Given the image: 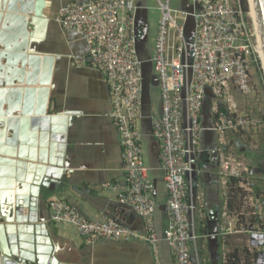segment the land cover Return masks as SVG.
I'll list each match as a JSON object with an SVG mask.
<instances>
[{
  "label": "built area",
  "instance_id": "obj_1",
  "mask_svg": "<svg viewBox=\"0 0 264 264\" xmlns=\"http://www.w3.org/2000/svg\"><path fill=\"white\" fill-rule=\"evenodd\" d=\"M188 1L193 5L190 16L195 24L190 58L185 38L189 13L175 9L174 0H155L160 18L149 62L157 81L159 112L151 114L150 126L159 145L160 171L167 191L168 220L161 236L156 221V186L143 158L139 130L142 62L135 50L138 7L134 0H89L68 4L58 12L57 24L76 31L88 47V54L72 57V64L101 73L109 89L112 110L108 116L119 135L126 183L104 187L115 192L118 202L141 218L145 228L141 235L112 217L89 220L65 200L51 198L47 202L50 222L74 227L87 245L100 240H138L156 250L158 243L164 242L176 264H193L195 213L204 219L205 212L193 201L192 194L201 174L198 158L207 151L215 152L226 194L231 179L245 191L253 190L255 178L250 164L243 155L233 152L236 146L229 140L230 136L259 133L263 126L246 112L251 101L258 107L262 97L251 71L259 56L252 45L249 24L240 0ZM206 90L212 96L208 100ZM206 102L210 127L203 125ZM206 131L217 138V146L207 151L201 148ZM208 160L212 161L211 157Z\"/></svg>",
  "mask_w": 264,
  "mask_h": 264
},
{
  "label": "crops",
  "instance_id": "obj_2",
  "mask_svg": "<svg viewBox=\"0 0 264 264\" xmlns=\"http://www.w3.org/2000/svg\"><path fill=\"white\" fill-rule=\"evenodd\" d=\"M46 1L45 14L50 24L45 41L50 39L54 44V49L49 52L63 56L55 68L53 100L61 110L74 112L72 120L67 123L65 142V168L68 172L58 185L52 184V188L42 192L38 210L41 219L47 221L50 239L59 249L56 258L61 264H176L164 242H159L156 250L149 243L138 240L126 243L100 240L94 245H87L74 227L50 222L47 202L56 197L65 200L86 219L97 221L112 217L141 235L145 233L141 218L130 208L120 204L115 192L104 187L107 184L126 183L119 135L108 116L112 105L105 79L95 70L75 67L70 62L69 56H86L88 47L76 31L63 29L56 23V19L54 21L62 6L89 0ZM134 1L139 10L137 19L140 25L147 28L148 38L150 29L160 18L156 2ZM180 1L174 0V3L179 4ZM156 26L157 24L154 28ZM51 86L50 84V89ZM154 89L151 88L150 93ZM210 125L208 116L206 127ZM144 127V123L139 124L141 133ZM229 140L234 145L236 137L230 136ZM215 146V134L206 131L201 148L207 151ZM142 149L144 161L150 168L149 177L156 186V221L161 236L168 220L167 191L156 154V151L159 154V145L148 133V129L142 137ZM246 150L248 149H241L244 154ZM203 161L198 158L201 174L196 178L192 199L201 204L205 218L195 213L196 240L191 244V257L193 264H226L228 255H240L243 242L245 249H250L249 232H246L245 224H240L239 220L230 216L227 194L221 186L218 167L211 160L204 165ZM254 174L264 188V174ZM204 175L207 177L201 181L200 177ZM210 212L213 213L212 217L209 216Z\"/></svg>",
  "mask_w": 264,
  "mask_h": 264
},
{
  "label": "water",
  "instance_id": "obj_3",
  "mask_svg": "<svg viewBox=\"0 0 264 264\" xmlns=\"http://www.w3.org/2000/svg\"><path fill=\"white\" fill-rule=\"evenodd\" d=\"M252 1L264 45V0ZM16 2L17 0H0V264H61L56 258L59 249L50 239L47 221L41 219L38 210L42 192L53 187L52 184L58 185L66 172H68V169L65 168V142L67 123L72 120L74 112L60 109L56 113H48L51 98L54 101L53 79L56 64L63 56L61 57V55L53 52H43L38 48L39 43L45 42L48 25L50 24V20L45 14L47 1L37 0L36 2V8L41 2L43 3L41 6L45 5L42 9L40 7V14L36 20L43 27V39L40 42H34L36 46L33 49L38 56L30 55L29 58L27 53L29 32L26 30L28 23L26 18L14 15L13 12L17 9L15 8L17 7ZM180 7L181 11L189 13L185 21V38L187 41V58H190L191 41L195 32V24L190 16L193 11V5L188 0H181ZM41 12L45 14V17L42 16ZM55 19L56 16L54 21ZM34 20L35 18L32 19L30 25L32 33L37 30ZM135 27L138 32L135 38V50L138 59L142 62L141 123H144L145 126L143 132L146 134V129H148V133L152 135L150 126L152 112L150 89L156 88L157 81L154 78L152 66L149 62L150 53L145 46L147 28L142 24L140 25L137 16ZM20 30L22 35H25V39L21 38L22 43L19 45V53H14L12 51L16 49V41H19V37H16L14 32L20 33ZM72 57L74 56L68 57L71 63ZM25 58H28L30 62L28 66L30 70L28 72L23 70L26 64ZM45 61H48L47 74L44 69ZM19 62L21 63V68H19ZM23 78L29 84L42 83L44 81L47 85L51 84L52 86L51 89L46 90L44 95L36 97V89L28 88L24 90L16 85L19 79L23 82ZM9 83L15 85V87L10 88ZM211 97L210 91L206 90V99L208 100ZM207 107L206 102L203 110L204 127H206V119L208 118ZM15 111L20 112L21 117L18 120L8 117ZM46 113H48V116L60 113L65 114V131L57 140L58 146L54 154H52L51 150L47 151V153L46 151H41V143L39 149L37 148L38 126L43 125L39 117L46 115ZM34 114L36 115L35 117H33ZM41 141L42 138H40ZM156 154L158 156V151H156ZM38 155L40 160L43 159V162L39 160L40 164L35 166L33 162ZM208 157H211L212 162L216 164L214 161L216 159L215 152H204L199 156V160L203 161L205 158L204 164L208 161ZM50 165L56 167L55 172L49 170ZM15 191L17 193L14 201L17 208L16 213H20L22 205L29 208L28 215L24 219L21 215H18L16 221H14L10 208L8 210L5 208L8 200L10 198L14 199ZM209 216L212 217L213 213L210 212ZM249 246L256 250L257 258L255 264H264V231L256 232L255 230H250ZM24 251L26 255H24Z\"/></svg>",
  "mask_w": 264,
  "mask_h": 264
},
{
  "label": "rangeland",
  "instance_id": "obj_4",
  "mask_svg": "<svg viewBox=\"0 0 264 264\" xmlns=\"http://www.w3.org/2000/svg\"><path fill=\"white\" fill-rule=\"evenodd\" d=\"M242 2V0H240ZM245 1V10L243 9L245 13V17L247 19V22L249 24L250 30H251V35L252 37V45L253 47L256 46V37H255V31L253 27V23L251 20V17L249 16V4L248 0ZM173 7L177 9L178 11L181 10L180 8V3H173ZM159 21V19H158ZM157 24L156 28L154 26ZM158 29V23H155L152 28L150 29V32L148 33V38L145 42V46L147 51L152 54L155 46V41H156V33ZM32 44L31 49L35 51L33 48L36 46ZM38 48L43 51V52H49L54 49V44L52 40L47 39L44 43H39ZM255 67V76L258 78V85H259V91L260 94L262 95L261 99H259L258 102V107L254 105V102L251 101L252 103L248 104L249 109L248 113H251V117L254 118L256 122H260L263 124L262 130L258 133L253 131L249 136H236V141L234 146H236L235 151H233L236 155H243L244 153L241 151V149H248L246 150L245 154L243 155L246 159L247 156L252 158L254 161L260 162L263 167H264V68L262 66L261 61L257 57V63L253 65ZM151 101H152V113L154 115H157L159 112V91L157 88H155L153 91H151ZM257 109V110H255ZM60 110V107H57L55 102L52 101L51 98V104H49V109L48 113L53 114L58 112ZM258 122V123H259ZM262 147V149L260 148ZM253 152L254 154H250V152ZM242 152V153H241ZM243 158V157H242ZM244 159V158H243ZM248 160V159H247ZM204 165V164H203ZM202 165V167H203ZM256 170H255V169ZM255 173H259L260 170L257 167H254ZM264 170V168H263ZM206 175L201 176L200 179L201 181H204ZM234 187L232 186L228 191H227V202L230 203L228 204V208L230 211V216L239 220L240 224L242 223L243 225L246 222L247 229L250 230H256L259 229L261 231H264V188L262 186V191L261 195L263 196L262 199H259L257 197V191L251 190L250 192L245 191L242 187ZM253 197V199H251ZM243 249L241 250L240 255L236 257V261L234 264H252L251 259H252V254L256 250L253 248L248 249L249 252L245 253L244 252V242L242 243ZM246 250V249H245ZM251 256H250V255ZM255 263V262H254Z\"/></svg>",
  "mask_w": 264,
  "mask_h": 264
},
{
  "label": "bare ground",
  "instance_id": "obj_5",
  "mask_svg": "<svg viewBox=\"0 0 264 264\" xmlns=\"http://www.w3.org/2000/svg\"><path fill=\"white\" fill-rule=\"evenodd\" d=\"M36 2L37 0H17L16 2V6L15 8H17L13 13L14 15H18L21 16L22 18H26L27 19V23H28V28L26 29L29 32V36L27 37L29 39V45H28V58L30 55H34V56H38L35 54V51H33L31 49V45L34 44V42H40L43 39V27H41V25L39 24V22H37V17L40 14L39 13V9L41 7L44 8L45 5L47 6V3L43 6H41L43 3H39V5L36 8ZM248 4H249V16L251 17L252 23H253V27H254V31H255V37H256V46H255V50L259 56V59L262 63V66L264 68V45H263V39L259 30V24L257 21V15H256V10L253 4L252 0H248ZM37 14V15H36ZM42 16L45 17V14H43L41 12ZM41 16V17H42ZM35 18V23L37 25V30L32 33V31L30 30V25L32 23V19ZM43 18V17H42ZM19 27V26H18ZM20 29V28H19ZM13 31H15V29H13ZM16 37H19V41H16L17 46L16 49L12 52L14 53H19L20 51V47L19 45H21V38L24 40L25 39V35H22L21 30L20 33L14 32ZM18 35V36H17ZM31 40H33V42H31ZM26 59V64L24 66V71L28 72L30 69L28 68L30 62L29 59ZM44 69H45V73L47 74L48 71V61L44 62ZM19 68H21V63L19 62ZM46 74H43L44 76H47ZM20 78V77H19ZM10 84V83H9ZM19 87H22L24 90L28 89V88H33L36 89V97L38 96H42L46 93V90L50 89V85H47V83H45L44 81L42 83H36V84H29L25 78H23V82L17 81V84ZM11 87H15V85H11L10 84V88ZM38 105V104H37ZM40 106V105H38ZM36 115L34 114L33 117H35ZM9 118H12L14 120H18L21 115L20 112L15 111L12 115L8 116ZM52 117V118H50ZM50 118V119H49ZM39 119L42 120V124L43 125H39L38 126V144H37V148L39 149L40 143H41V151H47L49 152L51 150L52 154H54V152L57 149L58 146V139L60 138L61 134H64V127L66 126V122H65V114L64 113H60V114H54V115H50L48 116V113H46V115L39 117ZM40 138H42V141L40 142ZM37 149V150H38ZM39 159V155L38 157H36L35 161L33 162V164L35 166H38V164H40V161L43 162V159L40 160ZM45 160V159H44ZM49 170H51L52 172L56 171V167H54L53 165H50ZM17 193L15 191L14 193V199H9L8 203L5 205L6 209L8 210L10 208V212L13 213V217H14V221H16V217L18 215H21L22 218L24 219V217L26 215H28L29 213V208L26 207L25 205H22L20 208V213H16L17 208L16 205L14 204V201L16 199ZM19 221V220H18ZM24 221V220H22ZM30 237V236H29ZM29 240V238H28ZM29 248H30V244H29ZM24 255H26V252L24 251Z\"/></svg>",
  "mask_w": 264,
  "mask_h": 264
},
{
  "label": "trees",
  "instance_id": "obj_6",
  "mask_svg": "<svg viewBox=\"0 0 264 264\" xmlns=\"http://www.w3.org/2000/svg\"><path fill=\"white\" fill-rule=\"evenodd\" d=\"M241 5H242V8L245 10L246 8H245V1L244 0H242V2H241ZM251 71H252V74H253V76H254V78H255V80L258 82V78H256V76H255V67L254 66H252V68H251ZM261 149H262V147H260ZM250 152V151H249ZM254 154L253 152H250V154ZM247 159H248V161H249V164L251 165V167L252 168H254L255 166H258V161L256 162V161H254L252 158H250V157H248L247 156ZM260 166V165H259ZM260 170V169H259ZM232 186H234V187H238V182L235 180V179H231L230 180V188L232 187ZM52 188V187H51ZM256 188V193H257V197H260V196H262L261 194V192H259L258 191V188L257 187H255ZM228 204H230V203H227V206H228ZM249 248H246V250L244 249V252L245 253H247V252H249V250H248ZM250 255V254H249ZM251 256V255H250ZM237 256L234 254V255H228V257H227V261H226V264H234L235 263V261H236V258ZM252 259H251V263L252 264H254V262H255V260H256V258H257V254L254 252L253 254H252Z\"/></svg>",
  "mask_w": 264,
  "mask_h": 264
},
{
  "label": "flooded vegetation",
  "instance_id": "obj_7",
  "mask_svg": "<svg viewBox=\"0 0 264 264\" xmlns=\"http://www.w3.org/2000/svg\"><path fill=\"white\" fill-rule=\"evenodd\" d=\"M249 162V161H248ZM260 165V166H259ZM250 167H251V165H250ZM255 167H257V168H259L260 169V172L262 173V174H264V170H263V165L260 163V162H258V166H255ZM255 169V168H254ZM254 169L251 167V172H252V175L254 176L255 174H254ZM255 179H254V181L252 182V188H254V190H256V188L255 187H257L258 188V191L259 192H261L262 191V186H261V183L259 182L260 180L258 179V178H256V176L254 177ZM244 228H245V230H246V232L248 233L249 232V230L248 229H246V228H248L247 227V225H246V222H245V225H244ZM256 232H261V230H259V229H257L256 228V230H255ZM255 262H256V260H255Z\"/></svg>",
  "mask_w": 264,
  "mask_h": 264
}]
</instances>
